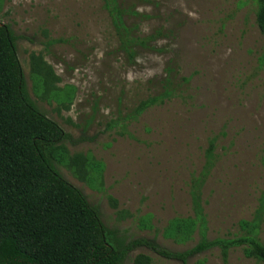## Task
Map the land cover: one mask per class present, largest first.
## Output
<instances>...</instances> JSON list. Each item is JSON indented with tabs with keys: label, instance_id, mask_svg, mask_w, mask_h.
I'll list each match as a JSON object with an SVG mask.
<instances>
[{
	"label": "rangeland",
	"instance_id": "374dc122",
	"mask_svg": "<svg viewBox=\"0 0 264 264\" xmlns=\"http://www.w3.org/2000/svg\"><path fill=\"white\" fill-rule=\"evenodd\" d=\"M117 1L128 10L123 21L132 35H162L132 45L129 55L105 0H0V23L15 35L27 93L69 134V154L96 162L83 179L64 163L53 165L122 241L143 237L170 251L193 246L197 229L185 239L169 234L168 225L193 216L194 176L202 179L207 238L242 234L240 221L253 219L264 191V37L255 4ZM36 56L52 69V82L32 71ZM168 72L174 81L189 78L183 91L137 112L141 100L162 90ZM258 238L264 242V214ZM139 252L151 264H183L146 246L122 264H133ZM185 264L264 263L242 246L230 247L224 261L214 246Z\"/></svg>",
	"mask_w": 264,
	"mask_h": 264
},
{
	"label": "trees",
	"instance_id": "16d2710c",
	"mask_svg": "<svg viewBox=\"0 0 264 264\" xmlns=\"http://www.w3.org/2000/svg\"><path fill=\"white\" fill-rule=\"evenodd\" d=\"M251 1L256 7V26L264 37V0ZM105 6L119 33L120 47L129 55L133 53L132 45L146 46L163 33L156 29L147 36L132 35V28L123 21L128 10L120 7L117 0H105ZM15 39L9 25L0 23V264H122L140 246L183 264L189 256L214 246L219 247L225 261L230 247L242 246L246 256L264 263V242L258 238L264 191L253 219L240 221L242 234L209 240L202 179L197 176L192 179L190 191L193 216L173 218L168 225L169 234H183L185 239L197 229L199 239L193 246L170 251L143 237L128 241L114 238L102 224L97 208L53 165L52 160L64 163L83 179L87 166L96 162L82 154L70 155L63 143L69 134L30 98ZM32 63L33 72L41 73L45 82H52V69L41 57H32ZM188 81L185 76L180 82L174 81L168 72L162 80V90L141 100L135 110L183 91ZM207 144L205 158L209 161L215 138ZM133 264H151V258L139 252Z\"/></svg>",
	"mask_w": 264,
	"mask_h": 264
}]
</instances>
